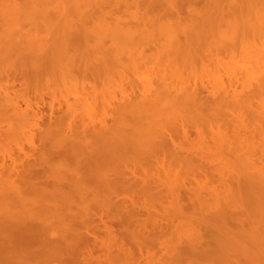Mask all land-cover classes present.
I'll use <instances>...</instances> for the list:
<instances>
[{
	"label": "bare ground",
	"instance_id": "obj_1",
	"mask_svg": "<svg viewBox=\"0 0 264 264\" xmlns=\"http://www.w3.org/2000/svg\"><path fill=\"white\" fill-rule=\"evenodd\" d=\"M69 1L74 5L73 8L77 10L78 13H76L79 14L80 19L66 15L61 23H59L61 19L57 15L50 14V16L44 12L47 10V4L41 2V0H25V3L22 1V3L14 4L15 9L20 10L23 15L24 13L27 14L25 11L27 10L28 17L26 18V15H24L22 17L23 21L24 18L25 20L28 19V22L32 25L27 21L26 24L31 27L35 26V31H38L37 29L40 26L44 27L45 30L41 31L43 34L46 31L45 36L51 37L49 38L53 46H50L51 48L47 46L49 39L47 40V37L42 38L44 36H41V33L34 32L33 35L31 34L32 31L29 30L30 33L27 31L26 35L22 33V28L20 31L25 36L22 37L19 34L21 35L19 37L17 31V33L9 34L12 35L10 41L13 44L10 41L8 42L7 39L9 38L6 33H11L12 29L15 31L20 26L23 27V24L18 26V23H15V26V18L9 15L12 18L9 19L12 21V26H15V30L11 26L10 29L7 28V25L4 26L5 29L9 30L6 29L8 32L5 31V38L7 39L3 37L0 31L1 38L3 37L2 40L5 39L7 41L4 40L5 44L7 43L10 48L8 49L7 45L4 48V50H9V52L6 50L7 54L13 52L15 47L18 50L15 44L19 40V49L25 47L24 49L21 48L22 52L24 50L26 52L25 56L28 54L33 58V64L32 62L30 64L36 65V67L33 66L35 71L38 68L40 69L38 71L42 70L38 64L44 62V56L46 55L45 60L49 59L47 62L51 60L50 62H53L58 69L59 61L64 58L67 67L66 74L71 75H68L70 79H72V76L75 77L77 73H81L80 76L87 77L91 75V78L93 76L100 78L96 75V70L94 71L93 67L91 69L88 66L90 65L89 55L83 56L89 51L86 50L88 51L86 53L85 49H81L80 46L88 49L93 41L101 42L100 44L104 45L102 43L104 42L102 40L104 36L114 41L127 39L126 46L130 41L131 44L138 45L139 43L141 45V41H149V43L152 42L156 46L158 31L156 30L157 33L155 31L156 35L154 34V36V31L149 30L150 27H147L146 24L147 28L144 24L142 25L144 31L142 29L138 30L139 25L136 30L134 27L130 29L121 20L115 22L112 27L105 25L106 16L110 13H107L106 9L111 7L112 10L114 6H119L128 11L133 8L128 0ZM10 2V0H3L0 5L5 7L7 6L5 4ZM82 2H87L84 6L87 8V12L89 8V14L95 10L98 16V12L105 16V18H100L105 19L102 28V21H100L101 24L100 22L98 25L96 24L97 30L96 26L94 31L87 27L92 17L89 19V14L87 15L86 12L81 13L80 10L84 7H82L84 4ZM196 2L197 0H167L166 4L162 5L168 8L169 12L172 11V15H175L176 11L177 13L180 12L181 7H185V3L188 9L192 8L190 15L192 19L189 23L179 21L173 24L172 19L171 22H168L170 19L157 22L156 27L161 34L157 36L160 38L164 35L168 36V34L171 36L170 39L163 38V41L166 39L171 42H169L171 49L174 47L173 51H169L171 57H179L178 54H180L182 48L193 47L194 43H198L197 46L201 48L205 45L203 43L212 39L213 30L222 28L223 22L231 26L230 29H227L231 32L230 36L222 35L217 42L215 41L214 44H208L204 47L208 48V46L215 45L217 49L233 50L243 46L248 41V34H253L252 45L258 40L264 41V0H210L208 10L204 13L203 10H206V6L201 10L198 8L200 11L198 12L195 9V7L197 8ZM63 3L65 4V1ZM151 5L152 8H154V5L156 6L155 3ZM12 6L11 10L13 9ZM48 6L51 7V5ZM137 6L133 10L140 9L144 5L138 4ZM147 6L149 8V5ZM158 7L156 6V8ZM246 9L250 12L248 13ZM0 10L5 9L1 8ZM11 10L8 12L13 14L15 11L13 9L11 12ZM242 11L244 13L241 14ZM7 14L5 13L7 17L5 15L3 17L0 13V22L3 18H8ZM9 19L2 21L6 23L8 21L9 26L11 25ZM150 20L151 18L147 16V24L154 22ZM178 20L181 19L178 17ZM221 22L222 24H220ZM90 23L92 24L93 21ZM1 24L5 25L2 22ZM109 25L111 26V24ZM25 26L27 27V25ZM225 26L227 27V25ZM177 30H180L179 33L182 36L184 35L186 39L184 44L179 42L178 34H176ZM117 36L119 39H117ZM155 37L156 40H154ZM177 42L179 44H176ZM0 46H4V44H0ZM243 47H246V45ZM257 50V52L248 53L250 58L259 63L257 68L252 67V64L250 66L246 65L247 67L244 69L245 77L242 79L244 81L242 91H239L233 85L235 80L229 85L223 81L220 83L218 81L219 84L216 83L217 86L215 87L217 89L214 88V91L212 89V92H210L211 89L210 91L207 90L209 89L207 87L202 88L203 91L199 90L198 86L189 88L179 86L180 88H178L174 86L175 80L174 84L167 82V76L163 78L162 73H160L162 78L159 82L157 81L156 86L152 88L149 86L147 89L142 90L143 92L137 97L123 99L119 104L113 105L114 107L108 105L110 106L107 107L108 111L106 110L108 117L102 123L87 124L85 121L82 122L84 119L82 120L80 117H74L78 121L67 122L62 118L60 123H57L56 126L43 134L45 141H54L57 147L54 152L41 155L43 157L41 161L39 160L40 162H37L38 165L37 163H29L27 166H19L17 161H13L12 167H4L6 165L0 167V264H98L95 263L96 259L94 258V251L99 240L97 232L103 227L107 233L117 237L112 228L114 225L123 227L119 236L122 248L126 246L125 242L130 246L123 250L124 254L128 258L134 257V255L143 256L147 248L145 244L152 235L147 231V227L137 220L141 208L137 206L136 198H154L161 194V189L163 190L166 184L169 187L175 185L172 182L174 180H172L171 175L170 178L169 175L165 174L166 176L163 175V178L162 175L150 174L148 167L156 166L162 169L166 163H169L172 165H170L171 167L177 164L176 166H198L203 168L210 164L211 157H209V153L206 158L200 156L202 161L201 159H199L200 161L197 159L199 162L194 161L178 150L174 136L165 131L170 124H173L176 125L174 127L182 129L186 133V125H189L191 121L205 122L206 124L217 123L218 131H215L212 137L214 149L210 147L211 151L214 150L212 151L213 156L218 154L227 160H232L243 173V175L240 174L237 177H230L233 184L228 187L229 197H222L226 198L224 199L226 201L227 199L230 200L227 201L230 203H227L221 197H216L217 200H223L227 207L224 202L221 203L225 207L221 206L220 213L218 212L219 214L207 219L208 222L213 223L212 226L215 230L209 232L211 248L209 252H204L203 256L208 260L227 262V264H262L264 261V149H262V146L264 147V42H262L261 48ZM206 52V58L211 56V50H206ZM195 53L188 52L183 60H192L193 57H197ZM197 53L199 54V52ZM17 55L19 56L20 52ZM59 55L61 60H59ZM100 55L103 56V54ZM168 57L170 56L168 55ZM78 58H82L79 61L81 64L83 59L87 61L86 63H89H83L87 65L86 67L83 65L79 67L77 65ZM135 58L133 55L130 63H123L125 66L123 65L124 69H122L124 73L138 79L145 69L148 70L149 66L143 59L140 58L143 62H139L137 59V61L134 60ZM93 60H95L94 57ZM77 66L79 70L76 69ZM96 66L95 69L98 68ZM99 73H101V69H99ZM102 73L108 74V72ZM170 78L174 79L172 76ZM239 80L236 79V86L239 82L241 83ZM9 98L8 93L0 90L1 119L8 118L17 122V124L19 123V126L21 124L23 126V123L26 125L28 121H30L28 122L30 124L34 118L35 121H38L40 116H37V112V115H29V112H32L31 108H28L30 111L24 112L22 106H19L20 103L19 105L18 102L13 104V100ZM257 100L262 102L260 110L256 105ZM89 104L85 103L86 106ZM255 105L258 110L254 108ZM78 106L71 108L72 111L69 108L70 112L66 114L68 115L66 119L69 114L77 113L79 115V112L81 113V109L80 111L77 109L80 107ZM86 106H84L85 109H90V105L88 108ZM88 110H85V112H88ZM247 113L252 115L248 123L245 116ZM230 117L233 118L232 122H227L226 119ZM222 123L234 128L235 137L233 139H229L227 135L222 134L220 131ZM258 147H261V149ZM214 152H217L216 155ZM208 157L210 159H207ZM226 162L228 165L231 164V161ZM169 164L166 166L169 167ZM44 165L50 167V169L54 167L57 171L56 177L52 180L47 178L46 172L43 170ZM224 167L226 166L224 165ZM228 184L230 185V182ZM231 209H234L235 212ZM57 228H59V231ZM198 246L191 248L192 253H187V255H193L191 258H197L195 254L198 253L195 252H197ZM200 246H202L201 243ZM137 252L138 254H136Z\"/></svg>",
	"mask_w": 264,
	"mask_h": 264
},
{
	"label": "rangeland",
	"instance_id": "obj_2",
	"mask_svg": "<svg viewBox=\"0 0 264 264\" xmlns=\"http://www.w3.org/2000/svg\"><path fill=\"white\" fill-rule=\"evenodd\" d=\"M10 1L11 2L8 3L9 5L5 4L7 5L5 7L4 5L3 6L0 5V9L1 8L5 9V10H0L2 16L4 17L5 13L6 14L8 13L7 14L8 18L2 17L3 18L2 20L4 19L7 20L12 16L16 20V21L14 20V24L18 23L17 24L18 26L20 24H23V27L25 25H27V27L25 26L23 28L20 26L19 29L16 28L17 30H15L16 24L14 27L12 26L13 24H11L12 18L9 19L10 21L9 24H11L9 26L7 24L8 21L6 23L1 20L2 23H5V25L3 24L0 25V31L3 37L5 38L6 35H8L9 39L7 38L5 39H7L9 42L12 39L11 38L12 35L9 34H13L15 32L17 33L18 31L19 33H17V35L19 34L22 35V33L27 35V33L30 30V32L32 31L31 34L33 35L34 32H36V33H41V36L42 35L44 36L42 38L47 37L46 39L47 40L49 39L48 40L49 43L47 46L51 48L50 46H53L52 43L50 42L51 37L49 36L50 37L49 38L48 36H45L46 31L44 32V34L41 31V30H45L44 27L42 26H40V28L37 27L39 28L37 29L39 32L35 31L36 30L35 26H33L35 29L31 27L30 25L32 24L28 22L29 21L28 19L25 20L24 18L25 22L23 21L22 17H24V15H26V18L28 17L27 10H25L27 14L24 13L23 15V13L20 10L15 9L16 3H22V1L25 3V0H10ZM63 1H65V4L63 3ZM156 1L159 3H157ZM166 1L151 0L150 3V0H128V3L129 4L131 3V6L133 7L132 9H130L132 12L128 10L129 13H127L128 12L127 10L125 11L124 7L121 8L119 6L118 7L114 6L112 10L111 7L107 8L106 9L107 13L108 12L110 13H108L106 16L107 18L105 25L107 24L109 27H112L115 24V22L121 20L130 29H133L134 27L136 30L139 25L138 30H140L144 28L142 27V25L144 24L145 28L150 27V29L149 28L148 29L154 31L153 35L155 34L156 30L158 31L157 35H161L156 27L157 22L159 21L161 22L168 21L170 19V21L168 22H171L172 19L173 24H175V22L178 23L179 21L180 22L184 21L185 23H189V21L192 19V16L190 17L192 8L188 9V7H186L187 4L185 3L186 5L184 4V6L188 10L185 7H181L180 12L177 13L176 11L175 15L173 14L174 15L173 16L172 15L173 12L171 10H170L171 12H169L168 8L162 6L166 4ZM0 2H3V0H0ZM41 2L46 3L47 4L46 6L48 7V8L46 7L48 12L47 10H45L44 12L47 15L50 14H52L53 16L57 15L59 19H61L59 20V23L63 22L64 16L66 17V15L74 16L76 19L79 18V14H77L78 13L77 10L73 8L74 5H72V3H70L69 0H41ZM152 2H154L156 6L159 7L156 8L154 3ZM197 2H196L197 8L195 7L196 10H198V8L199 10H201L202 8L204 9L205 6H206V10H203V13L208 10L210 0H201V1L197 0ZM83 3L84 2H82V4ZM85 3L82 5V7L85 5ZM138 4H143L145 7L142 6V8L140 9L133 10L134 8H136ZM151 4L154 5L153 6L154 8L151 7L152 6ZM11 5H13L12 7L15 11L13 12V14L12 13L10 14V12H8L9 10H11ZM48 5H51V7ZM64 5H66V7H64ZM147 5H149V8ZM13 9L11 10V12L13 11ZM81 9H82L80 10L81 13L83 12L84 14L86 12L87 15L89 14L88 13L89 8H88V12L85 6ZM248 9L246 10L249 13L250 11ZM199 10L198 12H200ZM22 11L25 12L24 10ZM226 11H228V9H226ZM91 12L93 13L91 14ZM91 12L88 15V17L89 19L92 17L91 20L89 21L90 22L93 21L92 23L93 25L90 22H88L89 25H87V27H90V29L94 31V27L96 26L95 28L97 30L98 23L102 21V26L100 25L102 28L105 19H100V18H105V16H102L99 12H98L99 14L98 16L97 11L95 12V10ZM242 13H244V11H242L241 14ZM53 16L52 18L55 19ZM147 16L151 18V20L154 22L147 24L146 21ZM178 17L181 20H178ZM26 21L30 25L26 24ZM138 21H140L141 23L140 22L138 23ZM223 23L224 24H222V22L220 23L222 24L221 29L212 31V39L203 43L205 45L201 46L200 48L199 46H197L198 43L196 44L194 43L193 47L190 48L184 47L180 50V54H178L179 57L177 58L174 56L171 57V54L169 52V51H173L174 49V47L173 49H171L172 48L170 45L171 42L169 41L170 42L169 43L168 40H166L168 38L170 39L171 36H169V34L168 36L167 35H164V37L161 36L162 39L155 34L156 37H158L157 40L160 39L159 41H157L156 37L154 38V40H156V46L152 42L149 43V41H141L142 46L140 45V43L139 45L133 43L131 44L130 41V43H128V45L126 46L127 39H124L123 41H117V40L114 41L113 39H110L107 36L102 37L103 38L102 40L104 41L102 43H104V45L103 44L101 45L100 44L101 42L99 43L93 41L91 43V46L88 47V49L80 46L81 49L82 48L83 50L85 49L84 51L86 50L89 51V52L86 51V53L88 52L86 55H84L83 53L82 54L83 56L89 55L90 60L88 59V61L90 62V65L88 66H90L89 68L91 69L94 68V71L96 70V75L100 77L97 78V76L96 77L93 76V78L95 79L91 78V75L87 77L84 75L80 76L81 73L75 74V77L72 76V79H70L68 77V75L70 74H66L67 67L65 64V60L64 58L62 60L60 59L61 58L60 53L62 52L61 49H59L61 51L59 53L60 54L59 60H61L59 61V69L55 66V64H53V62L52 63L50 62L51 60L47 62V60L49 59L45 60L46 58L45 55L43 60L44 62L46 61L44 67H43L44 62L43 63L41 62L42 64L40 63V65L38 64V66L43 71L42 70L38 71L40 70L39 68L38 70L36 69L37 71H35V68L33 69V66L35 64L34 65L30 64L33 58L31 56H28V54L25 56L26 52L24 50L22 52L21 48L24 49L25 47H21L19 49L18 46V44H20L18 43L19 40L17 42L15 41L16 42L15 45H17L18 47V50H16V47L14 45L15 47L14 49L16 50L15 54H14L15 50L13 51V49H12L13 52L7 54V51L9 52V50L7 49H6L7 51L4 50V48H6L7 45V43L5 44L6 40L5 39H4L5 41L2 40L3 37L1 38L2 35L0 34V44L2 45L4 44V46H0V54H1L0 56L3 55V57H6L7 55L8 57L9 54L11 56V57L9 56L8 59L7 57L5 59H2L3 57L0 58V90L10 95L11 100H13L14 102L11 103L15 104L18 102V105L20 103L19 106L20 107L22 106L21 108L24 112H27V110H29L28 108H31L30 110L32 112H29V115L31 116L37 115L38 113L37 116L38 117L40 116L39 119L37 117L38 121H35L34 117L36 116H34L32 117L34 118V120L33 122L31 120L30 124H28V122L30 121L26 122V125H24L23 123V126L25 127H23L22 124L21 126H19V123L17 124V122L13 120H9L8 118L6 119L5 117L1 119L0 117V167H2L3 165H6L4 167L7 168L12 167L13 161H17L19 166H25V165L27 166L29 163L36 164L37 162H40L41 158L43 157V156L41 157V155H43L44 153L49 154L51 152H54L55 148L57 147V144L54 141L53 142L45 141L43 139V134L49 131L54 126H56L57 123H60V120H62V118H64L65 121L70 122L73 120L78 121V119L75 120L74 117L75 118L80 117L82 118V120L84 119L82 122L85 121V123L91 125L92 123L95 124L102 123V121H105L106 118L108 117L106 114L108 108L110 107L108 105H111L112 107L113 105L119 104L123 99L125 100L128 97L129 98L137 97L141 92H143L142 90L147 89L149 86L151 88L156 86L157 81L159 82L162 78L160 76V73H162L163 78L167 76L166 77L167 82H170L172 84L175 83L174 85L175 87L180 88L182 86L189 88V87L198 86L199 90L201 91H203L202 88L207 87L209 88V89L206 88L207 90L210 91L211 89L210 92H212V89L214 91V88L221 81L229 85L230 83H232V81L235 80L234 82L236 83V79L238 80L241 79L239 80L241 81V83L240 82L238 83L239 85L237 84L236 86L234 82L233 85L235 86V88L237 87L239 91H242L244 84L243 83L244 81L242 79H244L245 77L244 69L245 67H247L246 65L250 66V64H252L251 65L252 67L257 68L259 63V62L257 63L255 59L250 58L248 53L257 52L258 51L257 49L261 48L262 42L264 41L258 40L259 43L255 42V44L252 45L253 34H248L249 39L243 45V46L246 45V47L240 46L239 48H234L233 49L234 51L230 49L227 50L217 49L215 45L208 46V48L204 47L208 44L210 45L214 44L215 41L217 42L218 38L219 37L221 38L222 35L230 36L231 32L227 31V29H230L231 26H229L228 23L225 22ZM109 24H111V26ZM145 24L147 25V27ZM6 25L7 28L9 27V29L10 26L11 28L13 27L15 31H13L12 29L10 33L8 32L9 30L7 28L6 29L8 31H6L4 27ZM225 25H227V27ZM100 26H98V28H100ZM20 30L22 31V33ZM5 31L8 33H6ZM142 31H144V29H142ZM179 31L177 30V32L176 31L174 32L178 34L179 42L181 44L182 43L184 44L186 39L184 38V35L182 36V34L179 33ZM21 35H19V37ZM23 36L25 35H22V37ZM163 38L166 39H164L163 41ZM117 39H119L118 36ZM151 39L153 40V38ZM179 42H177L176 44H179ZM94 47H96V49H94ZM7 48L10 49L9 46ZM206 50L212 51L211 56H208L207 58L205 56L207 55V52L205 53ZM190 51H192L193 53H195L196 51L195 55L197 54V57H193L192 60H183V57L186 54H188V52ZM19 52L20 55L18 56L17 54H19ZM197 52H199V54ZM105 53H106V57H105ZM100 54H103V56ZM130 55L132 57L134 55L136 57L134 60L137 59L139 62H143L144 60L145 63H147V65L149 66L148 70L145 69L146 71L144 70L142 76L138 77V79H136V77H132V75L124 73L123 67L125 66L126 63L127 64L130 63L132 59ZM168 55L170 57H168ZM25 57L28 59H26ZM62 57H64V55H62ZM93 57L95 60H93ZM82 58L77 59V65L79 67L81 65L86 67L87 65L83 63H86L87 61H84V59L82 60L83 61L82 64L79 63V61H81L80 59ZM140 58L143 60H141ZM120 59H124V60L120 61ZM95 66L96 68L98 67L99 69H101V73H99L98 68L95 69ZM79 67L76 69L79 70ZM102 72L104 73L108 72V74L106 73L103 74ZM170 76L174 77V79L170 78ZM85 103L86 104L90 103L89 104L90 109L88 108L89 105L86 106ZM82 104L86 106V108H88L90 111L88 109H85ZM260 104H262V102L257 100L256 105L259 107V110H260ZM77 105L80 106V107L78 106L79 108L77 109H79V111L81 109V113L79 112V115L77 113L71 115L69 114V117H67L66 119V116H68L66 114L70 112L69 108L71 110V108H74V106ZM257 106L254 108L257 109ZM85 110H88V112H85ZM248 114L249 113L245 114V116L247 117V123L248 121L250 122V119L252 118V115H248ZM226 120L227 122H232L233 118L230 117L229 119ZM216 125L217 123L206 124L205 122L201 123L199 121L198 122L191 121L189 125H186L185 128L186 133L182 129H178L177 127H174L176 125L173 124H170V126H168L169 128H166L165 131L167 133H171L174 136L176 147L180 152H183L186 156L197 162L200 161L199 159H201L202 161L201 157L206 158L207 157L206 155H208L209 153L210 155L209 157H211V160L213 162L215 161L216 162L215 163L212 162L213 163L212 164L210 160L211 166L209 164L203 168L198 166H194V167L192 166L184 167V165L176 166L177 164H174L175 166L173 165L174 167H171L172 165L169 163H166L167 166L169 164V167L165 165L166 167L164 166L162 167V169H160V167L157 168L156 166L148 167L150 174L152 173L153 175L154 174L160 176L162 175L163 178H164L163 175L165 174L169 175L170 178L172 176L173 177L172 180H174L172 182L175 185L169 187L168 184H166L163 190L161 189V194L157 195V197L136 198L137 206L141 208V212L138 214L137 220L139 221V223L145 225L147 227V231L152 235L150 236L151 237L150 240L145 244L147 248L145 249L146 251L144 255L143 256L134 255L135 258L134 257L128 258L124 254L125 252L123 250L127 249L130 246L127 244V242H125L126 246L122 248L121 245L122 243L119 238V236L121 235L120 232L122 231L123 227L114 225L112 228L113 231H115L117 237H114V235H110L109 233H107L104 230L105 228L103 227L100 228L99 232H97L99 240L97 241V245L94 251V258L96 259L95 263L98 264H227V262L222 263L221 261L218 262V261L208 260L203 256V253L209 252L211 248L210 246L211 236L209 235L210 234L209 232L215 230L212 226L213 223L208 222L207 219H211V217L219 214L220 208L222 207L224 208L225 206L227 207V204L224 202L226 201L224 200L226 198H222V197H227V198L229 197L228 195L230 193L228 187L233 184L230 181V177L231 176L237 177L240 176V174L243 175L241 169H239V166L237 165L238 166L237 167L236 164L232 162V160H227L218 154L216 155L217 152H214L216 156H213L214 154L212 153V151L214 150L211 151L210 149L214 147L212 137L214 132L218 131ZM220 131L222 132V134L227 135L228 136L227 138L229 139H233L235 137L234 128L231 126H227L222 123V127ZM258 148L261 149V147ZM208 149L210 151H207ZM262 149H264L263 146ZM209 157L207 159H210ZM224 159L225 161H223ZM226 161H231L230 162L231 164L228 165ZM38 164L39 163H37V165ZM224 165L226 167H224ZM40 168L42 167L40 166ZM43 168L49 180H52L54 177H56L57 171H55L54 167H53L54 169L53 168L50 169V167L44 165ZM21 169L23 168L21 167ZM170 180L169 182H171ZM229 182L230 185L228 184ZM217 196L221 197V199H223L224 201L220 199H219L220 201L217 200L216 199ZM201 198L205 200L204 201L200 200ZM227 201L230 200L227 199ZM223 202L225 206L224 204L221 205V203ZM232 210L235 212L234 209H231V211ZM57 229L59 231V228ZM114 239L117 241H115ZM200 243L202 244V246H200ZM193 245L194 246L199 245L197 252H195L198 253L195 254L197 255V258H191L193 255L192 256L187 255V253L188 254L192 253L191 248L194 247ZM201 247L202 249H200ZM136 254H138V252ZM228 264H232V263H228ZM262 264H264V261Z\"/></svg>",
	"mask_w": 264,
	"mask_h": 264
}]
</instances>
